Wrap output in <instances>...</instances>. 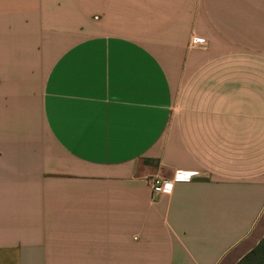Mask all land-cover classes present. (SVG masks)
Listing matches in <instances>:
<instances>
[{
  "label": "crops",
  "instance_id": "obj_1",
  "mask_svg": "<svg viewBox=\"0 0 264 264\" xmlns=\"http://www.w3.org/2000/svg\"><path fill=\"white\" fill-rule=\"evenodd\" d=\"M263 238L264 0H0V264H237Z\"/></svg>",
  "mask_w": 264,
  "mask_h": 264
},
{
  "label": "built area",
  "instance_id": "obj_2",
  "mask_svg": "<svg viewBox=\"0 0 264 264\" xmlns=\"http://www.w3.org/2000/svg\"><path fill=\"white\" fill-rule=\"evenodd\" d=\"M191 42L195 45H200L205 41L202 38L194 37L192 38ZM197 175V171L177 170L170 178L163 176H154L149 179V184L154 195H167L171 192V188L174 182L192 180Z\"/></svg>",
  "mask_w": 264,
  "mask_h": 264
},
{
  "label": "trees",
  "instance_id": "obj_3",
  "mask_svg": "<svg viewBox=\"0 0 264 264\" xmlns=\"http://www.w3.org/2000/svg\"><path fill=\"white\" fill-rule=\"evenodd\" d=\"M237 264H264V238Z\"/></svg>",
  "mask_w": 264,
  "mask_h": 264
},
{
  "label": "snow or ice",
  "instance_id": "obj_4",
  "mask_svg": "<svg viewBox=\"0 0 264 264\" xmlns=\"http://www.w3.org/2000/svg\"><path fill=\"white\" fill-rule=\"evenodd\" d=\"M170 187V186H169Z\"/></svg>",
  "mask_w": 264,
  "mask_h": 264
}]
</instances>
